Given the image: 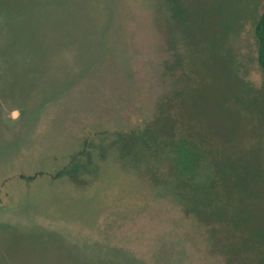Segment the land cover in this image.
I'll list each match as a JSON object with an SVG mask.
<instances>
[{"label": "rangeland", "instance_id": "rangeland-1", "mask_svg": "<svg viewBox=\"0 0 264 264\" xmlns=\"http://www.w3.org/2000/svg\"><path fill=\"white\" fill-rule=\"evenodd\" d=\"M263 11L0 0V264H257L246 248L232 257L229 226L205 221L202 200L198 216L180 184L202 190L213 172L230 192L212 203L232 210L223 223L264 230ZM166 109L174 135L157 132Z\"/></svg>", "mask_w": 264, "mask_h": 264}, {"label": "trees", "instance_id": "trees-1", "mask_svg": "<svg viewBox=\"0 0 264 264\" xmlns=\"http://www.w3.org/2000/svg\"><path fill=\"white\" fill-rule=\"evenodd\" d=\"M254 33L257 41V63L262 72L263 80H264V11L261 13L260 17L258 18L255 24ZM202 39L204 40L205 37ZM211 58L213 60H216V56L214 57L213 55H211ZM169 113L170 110L166 109L165 114L160 118L159 124H162V127L159 128L157 127L158 129L157 132L161 133L159 135H164V133H162L163 131L164 132L167 131L169 134H173V135L176 133L175 118L174 117L172 118ZM177 132H180V130L179 131L177 130ZM194 146L195 147L197 146L198 148V144L197 145L194 144ZM197 148L194 149L196 152H197ZM187 161L188 159L186 160V162L183 163L184 167H186ZM241 164H240V168H242V170L245 171L246 168L245 165L242 164L243 165L242 166ZM207 182H208V184L206 185L207 188L204 189L202 188V190L199 187L195 188L194 186L197 185L196 184L192 185L191 180H189L188 183L186 182L181 183L180 188L191 189L193 191L192 192L193 195H191V201L193 202L200 201L197 209L198 210L201 209V211L198 213V216L200 215L202 217V213H203L201 207L202 206L201 200H202L206 205V219L202 217L205 221L209 222L212 220H216V224L220 225L221 227L220 229H218V231L220 232H222L225 229V227L229 226L228 237L231 240L229 243H226L224 246L229 247L230 251L232 252V257L236 258L238 256L237 253L239 252V248L242 249L246 248L247 250H249V252L252 251V254H254V259H256L254 260V262L260 264V252L257 250V246L264 243V230L260 229L254 231L253 235L249 236L244 232L245 230L242 229V226L240 225L238 219L233 217L231 218L232 222L223 223V216L225 214H228L230 216V214H232V210L228 208L226 210L216 211L212 203L213 201L215 202L219 201L221 203H225L228 199L230 200L228 196L230 192H228V189L225 186H223L222 181L221 184L219 185L220 187L216 184V177L214 176L213 172H211L210 178L208 179ZM244 183L245 180L242 179L240 183H235V185H233L234 191L232 196L233 197L232 202H235L236 204H241L243 202L244 198L246 197ZM224 246H222V248H224Z\"/></svg>", "mask_w": 264, "mask_h": 264}, {"label": "clouds", "instance_id": "clouds-1", "mask_svg": "<svg viewBox=\"0 0 264 264\" xmlns=\"http://www.w3.org/2000/svg\"><path fill=\"white\" fill-rule=\"evenodd\" d=\"M20 110L19 109H13L10 113H9V117L12 120H18L20 118Z\"/></svg>", "mask_w": 264, "mask_h": 264}]
</instances>
